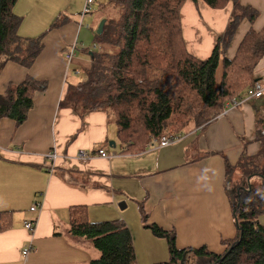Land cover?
<instances>
[{
  "label": "crops",
  "instance_id": "crops-1",
  "mask_svg": "<svg viewBox=\"0 0 264 264\" xmlns=\"http://www.w3.org/2000/svg\"><path fill=\"white\" fill-rule=\"evenodd\" d=\"M70 1L61 0L59 8L58 0H17L13 6L21 18L19 35L43 34L44 48L28 68L12 62L2 67L0 94L8 83L17 84L26 75L46 80L47 88L35 93L23 123L0 120V212L13 211L11 227L0 231V264H89L98 254L88 239L70 234V206H86L91 222L122 220L130 231L137 264L165 262L169 257L165 239L146 228L150 223L174 230L178 248L205 246L221 253L220 241L236 234L225 161L233 167L244 154L258 156L261 143L254 115L256 109H264L262 96L229 107L174 143L156 147L152 138L144 150L126 152L105 110L80 115L60 106L72 64L66 60V47L77 42L83 5V0ZM105 2L94 0L98 5ZM240 3L256 9L258 17L253 24L240 21L223 52L228 59L250 26L259 30L264 25V0ZM230 12V3L214 9L202 0H186L180 21L187 51L207 58ZM254 76L264 85V56ZM251 99L255 101L250 103ZM98 148L115 154L88 161L74 158L78 149ZM50 152L55 153L54 160L46 157ZM34 202H40L38 211H30ZM31 218L36 219L32 233L24 228ZM258 222L264 226V213ZM30 241L34 250L24 258L22 247Z\"/></svg>",
  "mask_w": 264,
  "mask_h": 264
},
{
  "label": "trees",
  "instance_id": "trees-1",
  "mask_svg": "<svg viewBox=\"0 0 264 264\" xmlns=\"http://www.w3.org/2000/svg\"><path fill=\"white\" fill-rule=\"evenodd\" d=\"M16 1L0 0V70L7 62L28 68L44 48L43 34L35 38L19 35L21 18L13 12ZM185 1L106 0L104 4L111 5L114 13L104 17L101 33L95 32V43L101 49L90 52L86 81L76 88L68 84L60 106L80 115L105 110L113 118L116 140L133 153L144 150L152 138L160 140L167 131L180 132L188 125L204 127L225 102L244 98L256 81L255 66L264 56V25L259 30L248 28L232 59L223 52L240 21L253 24L258 11L240 0H202L214 9L230 3L231 12L211 53L200 59L187 51L182 34L180 8ZM46 88V80L29 75L17 84L8 83L0 94V120L23 123L34 106L35 93ZM259 140L263 151L264 131ZM225 168L228 177L234 166L225 161ZM226 190L236 234L220 241L221 253L205 246L192 247L196 264H264V226L258 222L264 213V187L257 191L237 187L234 200L227 186ZM141 215L145 221L142 209ZM12 217L13 211L0 212V231L11 227ZM68 224L71 235L88 239L98 252L89 264H137L130 231L122 220L91 222L86 206H70ZM145 226L167 243L168 260L155 264H184L187 249L176 246L174 230L155 223Z\"/></svg>",
  "mask_w": 264,
  "mask_h": 264
},
{
  "label": "rangeland",
  "instance_id": "rangeland-1",
  "mask_svg": "<svg viewBox=\"0 0 264 264\" xmlns=\"http://www.w3.org/2000/svg\"><path fill=\"white\" fill-rule=\"evenodd\" d=\"M73 1L74 0H71L70 4L73 3ZM62 4L63 3L61 2V0H58L57 2L58 8L61 7ZM109 13L111 14L114 13V10L111 5L103 4L102 6V5H98L95 3L91 7V12L85 15L82 21H80V16H79V19H78L79 34L77 37V42L74 43L76 45L75 56H72L71 60H68L66 58L68 63L69 62L72 63L70 68L68 67L67 69V74H68L67 83L69 85L74 86L76 88L79 82L86 81L87 77L85 74V70H87V68L91 65L89 54L92 50L98 51L97 49L100 48V46L95 43L96 29L98 27L99 22L102 19H104V17L108 15ZM94 45L96 46L95 48H94ZM66 48L69 49V45ZM219 77H220V66L216 70L217 80H219ZM248 90L244 93V96L247 95ZM260 99L264 100V94L262 95ZM233 101L234 100L225 102L222 111L217 116L222 114V112L227 108V106H225L226 103L230 104ZM254 101L255 99H251L249 102L253 103ZM236 105H234L233 107H235ZM258 108H261V106L258 105ZM111 111L109 112L111 113ZM254 116H255L256 123H257V127H258V134L260 135L264 131V109H256ZM110 119L112 120L113 118L110 116ZM193 129H196V128H193L188 125L185 128H183V130H181L180 132L167 131L164 134V136H176L179 138L184 132L193 130ZM233 165H234V168L231 171V173L228 175V178L226 181V186H227L230 196L232 197V200L235 199L234 190L237 187H246L247 189L251 187L254 191H257L261 187H264V182H262L264 181V150L263 151L261 150L258 156H255V157L244 154L241 157H239V159H237L236 163H234ZM250 173H253L255 175L250 176L249 175ZM90 246H91V243H90ZM186 249L187 250L185 251L184 264H196V260L193 258L192 253H191L192 251L191 248H186Z\"/></svg>",
  "mask_w": 264,
  "mask_h": 264
},
{
  "label": "built area",
  "instance_id": "built-area-1",
  "mask_svg": "<svg viewBox=\"0 0 264 264\" xmlns=\"http://www.w3.org/2000/svg\"><path fill=\"white\" fill-rule=\"evenodd\" d=\"M94 4V0H84L83 5H82V9L80 12V21L83 20V17L87 14H89L91 12V7ZM96 46L94 45V48ZM75 48L76 46L74 44L69 46L68 49V53L66 54V58L68 60H71L72 56L75 55ZM264 93V85L258 81H255V83L250 87V89L248 90V93L246 96H244V98L240 99V100H234L232 103H226L225 106H227V108L223 111L226 112V110L229 107H233L236 104H239L242 101H245L247 99L250 98H258L260 96H262ZM230 105V106H229ZM178 139V137L176 136H162L160 138V140H155L152 139V141H154L156 147H163L166 145H169L171 143H174L176 140ZM2 148L0 147V152H2ZM115 153H107L104 149L102 148H98V149H94V150H84V149H78L75 154H74V158L76 160H83V161H87L90 160L94 157H106L109 158L111 156H113ZM46 157H48V159L50 160H54V158L56 157L55 153H47ZM40 209V202H34L32 203V205L30 206V211H38ZM35 223H36V219L35 218H31V219H26L24 222V228L26 230H28L30 233L33 232L34 228H35ZM34 250V245L32 243V241L28 242L26 245H24L22 247L21 250V255L22 257L26 258V256L32 251Z\"/></svg>",
  "mask_w": 264,
  "mask_h": 264
},
{
  "label": "water",
  "instance_id": "water-1",
  "mask_svg": "<svg viewBox=\"0 0 264 264\" xmlns=\"http://www.w3.org/2000/svg\"><path fill=\"white\" fill-rule=\"evenodd\" d=\"M104 22H105V19H102L99 22L98 27L96 29L97 34L101 33ZM109 143H111L112 145H114V142L113 141H110Z\"/></svg>",
  "mask_w": 264,
  "mask_h": 264
},
{
  "label": "clouds",
  "instance_id": "clouds-1",
  "mask_svg": "<svg viewBox=\"0 0 264 264\" xmlns=\"http://www.w3.org/2000/svg\"><path fill=\"white\" fill-rule=\"evenodd\" d=\"M200 179L205 180V179H207V177L206 176H202Z\"/></svg>",
  "mask_w": 264,
  "mask_h": 264
}]
</instances>
